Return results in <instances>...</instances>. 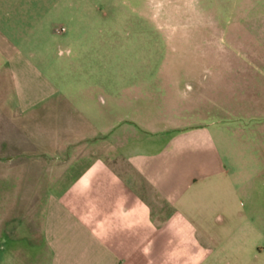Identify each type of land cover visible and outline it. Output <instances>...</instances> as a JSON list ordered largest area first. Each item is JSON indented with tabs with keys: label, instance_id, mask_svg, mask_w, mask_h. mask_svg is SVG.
I'll list each match as a JSON object with an SVG mask.
<instances>
[{
	"label": "crops",
	"instance_id": "1",
	"mask_svg": "<svg viewBox=\"0 0 264 264\" xmlns=\"http://www.w3.org/2000/svg\"><path fill=\"white\" fill-rule=\"evenodd\" d=\"M94 7L93 0H0V82L12 87H0V177L39 180L13 192L42 197L32 209L42 224L26 226L23 238L38 242L40 251L12 254L38 260L34 264H241V224L218 216L222 225L213 226L207 208L209 181L223 163L214 148L215 123L167 115L154 120L155 107H163L153 84L114 81L110 92L105 82L81 76V51L39 38L64 35L71 22L93 21ZM55 20L69 22V29L53 28ZM261 41L264 47V31ZM38 50L70 55L75 66L61 59L71 69L68 77H48L43 60L49 56ZM258 63V71L241 73V83L229 81L234 72L224 85L211 80L182 91L169 82L164 89L194 96L197 106L244 112L251 105L264 115V56ZM96 90L102 93L95 100ZM5 166L10 173L2 172ZM242 194L243 188L233 190L237 198ZM18 234L11 241L22 240ZM249 239L255 264L264 246L258 237Z\"/></svg>",
	"mask_w": 264,
	"mask_h": 264
},
{
	"label": "rangeland",
	"instance_id": "2",
	"mask_svg": "<svg viewBox=\"0 0 264 264\" xmlns=\"http://www.w3.org/2000/svg\"><path fill=\"white\" fill-rule=\"evenodd\" d=\"M93 2V21L69 24L55 20L53 28L66 26L69 29L68 23V33L39 38L43 37L45 42L50 39L51 44L61 39L62 48L67 50L71 47L81 51L78 64L82 67L77 66L83 68L81 76L94 82H105L110 92L108 85L114 81L153 84L155 102L159 101L163 107L158 112L155 110L159 107H155L152 115L154 120L168 116L170 120L177 117L194 124L207 120L215 123L211 129L213 143L223 163L221 173L208 180L211 190L207 197V208L210 210L209 215L214 218L213 226L222 225L218 216L224 217L226 221L232 218L229 220L232 226L239 227L241 224L242 228H238L243 235L240 240V263L254 264L249 253L254 242L249 237H258V243L264 246V115L251 105H246L245 108H249L244 112H237L236 108L226 112L221 108H208L207 105L197 106L192 101L194 96L191 95L188 100L182 95L175 96L178 92L171 96V92L164 88L169 82H176L182 91L185 85L191 84L196 89L198 85L211 84V80L224 85L229 73L233 75L234 72V79L229 81L241 83L244 81L241 73L258 71V61L264 56L261 41L264 0ZM235 31L237 36L231 38L230 34ZM246 32L250 36L248 40L245 39ZM68 37L70 39L64 41ZM38 51L36 53L49 56L43 60L44 72L48 77H68L71 69L63 67L62 60L69 66H75L70 55L61 58L56 50L49 53ZM246 82L248 84L251 80ZM0 87L8 88L9 82H0ZM251 92L246 89L249 96ZM101 93L96 90L92 95L96 100ZM184 105H190L191 109L184 113L177 110ZM167 110L168 113L163 114ZM105 122L113 124L107 118ZM6 167L2 172L8 174L10 172ZM16 180L13 177H0V264H34L38 260L25 261V258L16 257L12 252L22 254L25 251H40L38 242L26 244L23 238L26 226L35 230L37 225L40 228L42 224L36 213L32 216L34 205L42 197L13 190L15 185L28 190L30 185L38 186L39 180H32V183L28 179ZM237 187L244 190V194L238 198L233 196V190ZM16 233L21 235L19 237L23 241H11L12 235ZM255 264H264V255Z\"/></svg>",
	"mask_w": 264,
	"mask_h": 264
},
{
	"label": "built area",
	"instance_id": "3",
	"mask_svg": "<svg viewBox=\"0 0 264 264\" xmlns=\"http://www.w3.org/2000/svg\"><path fill=\"white\" fill-rule=\"evenodd\" d=\"M61 31L63 32V31H64V29H63V28H61Z\"/></svg>",
	"mask_w": 264,
	"mask_h": 264
}]
</instances>
